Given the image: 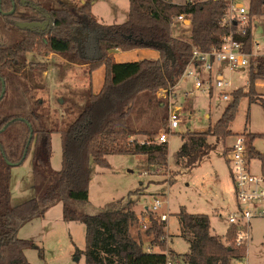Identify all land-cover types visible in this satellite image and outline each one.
I'll use <instances>...</instances> for the list:
<instances>
[{
  "label": "trees",
  "instance_id": "trees-1",
  "mask_svg": "<svg viewBox=\"0 0 264 264\" xmlns=\"http://www.w3.org/2000/svg\"><path fill=\"white\" fill-rule=\"evenodd\" d=\"M93 6L90 0L74 7L59 8L53 6V0H0V16L8 23V31L19 34L11 44L0 43V97L7 71L28 77L29 54H58L70 64L86 66L90 75L101 68L105 73L101 90L98 93H93L91 88L88 90L80 115L61 132L63 160L55 181L39 198L17 206L11 205V170L21 166L33 149L35 181L46 179L53 131L44 126L43 117L35 111L0 120V264H30L25 250L34 244L18 238V232L24 224L44 217L60 202L65 222L85 225L86 264H179L181 260L184 264H232L242 260L247 254V243L237 241L238 228L232 226L227 233L226 239L235 243L228 246L222 238L211 234L210 218L205 214H190L185 210L179 213L182 236L189 243V252L181 256L165 249V223L152 215H149V229L144 232L150 239L151 250L144 249L142 236L135 237L131 232L141 214L135 212L129 200H117L109 209L95 214L84 210L90 206L92 163L108 167V155L131 154L145 155L151 166H167L168 147L156 142L158 131L144 133L134 127L133 115L139 111L138 104L144 98L149 106L161 107L165 110L163 120L167 121L169 103L157 100V93L166 90L173 95L193 59L194 47L207 53L221 47L230 34L243 43L242 51L251 56L248 89H238L231 94L232 101L209 130L182 134L176 164L185 171L199 167L222 140L232 135L230 125L237 116L241 99L249 98L251 103L260 99L253 87L256 81L264 79V56H253L252 28L253 21L264 13V0H249L252 25L245 36L238 33L235 23H224L228 8L225 1L186 0L179 4L175 0H129L125 22L113 25L100 23L93 14ZM180 15L191 19L189 40L173 34V22ZM46 20L49 23L44 31L19 27L22 23ZM82 31L99 34L97 57L87 59L82 55L83 47L77 35ZM87 36L88 32L83 41ZM142 49L156 51L159 58L118 63L114 57L115 51ZM143 133L149 137L148 141L131 140ZM244 137L249 158L258 159L264 170V155L252 145L256 138L264 135ZM209 138H215V143H210ZM229 150L224 153L226 159ZM175 173L177 176L179 172ZM176 176L170 184L176 181ZM155 246L162 250L155 252Z\"/></svg>",
  "mask_w": 264,
  "mask_h": 264
},
{
  "label": "rangeland",
  "instance_id": "rangeland-1",
  "mask_svg": "<svg viewBox=\"0 0 264 264\" xmlns=\"http://www.w3.org/2000/svg\"><path fill=\"white\" fill-rule=\"evenodd\" d=\"M88 0H53L56 8L79 5ZM94 2L93 14L100 23L105 25L124 23L129 9V0H90ZM182 4L186 0H175ZM249 0H237V5L247 6ZM8 23L0 16V43L11 44L19 34L8 31ZM173 34L183 40L190 39V27L185 28L174 21ZM86 40L83 41L85 33ZM79 44L83 47L82 55L91 59L97 57V32L82 31ZM78 37V36H77ZM253 56H264V13L255 19L252 28ZM120 62H134L143 59H158L154 50L142 49L132 52H121L116 57ZM28 77L7 71L5 94L0 102V120L10 115H25L37 112L43 119L51 135V158L48 163L47 177L41 182L34 178V151L31 149L21 166L11 170V205L17 206L28 200L39 198L56 179V173L62 168L63 149L61 132L68 129L80 115L86 103L85 97L91 88L97 93L103 83L104 70L92 75L86 66L70 64L62 56L51 54L43 56L38 53L27 57ZM251 67V65H250ZM250 67L241 71H230L227 64H215L212 76L202 73L200 90L195 89L193 78L181 79L173 91L171 100H167L168 112L181 116L182 122L178 129L170 134L167 121L163 120L165 110L161 107L149 106L144 98L135 112L134 127L137 130L158 131L169 135L168 164L165 167L151 166L145 155L111 154L107 156L108 167H98L92 163V178L89 186L90 206L84 210L87 214H95L101 209H109L117 200H129L133 209L144 217L154 216L150 208L155 199L162 203L159 213H166L165 238L167 251L184 256L189 252V243L182 236L179 213L182 210L190 214H205L210 218L211 234L224 240L226 245H235L227 240L226 235L231 229L230 214L236 212L237 201L234 182L231 178L229 163L224 153L238 136L247 134L264 135V79L256 81L253 91L260 99L254 103L249 98H242L234 122L230 125L232 135L222 140L202 164L185 171L176 164V154L182 145V134L187 132H205L213 127L221 118L225 108L232 101V93L238 89L247 91ZM221 73L226 82H231L229 100H224L223 90L208 86L215 85L216 76ZM158 100V99H157ZM162 101V100H160ZM131 138L138 143L149 140L146 134ZM157 135V137H158ZM215 143V138H209ZM255 150L264 155V137L256 138L253 143ZM261 163L258 159L251 162V171L259 174ZM175 172H179L177 176ZM176 176V181L170 184ZM155 218V216H154ZM86 228L80 222L63 220V205L58 203L50 208L44 217L35 218L24 224L18 238L32 242L34 245L25 250L30 264H86L85 258ZM132 235L141 237L144 232L138 225L132 228ZM247 254L232 264H264V218L250 220L246 231ZM143 239H147L143 237ZM239 236H237V241ZM236 241V240H235ZM150 242L144 240V249ZM161 247L155 246L154 251L160 252ZM179 264H184L181 260Z\"/></svg>",
  "mask_w": 264,
  "mask_h": 264
},
{
  "label": "built area",
  "instance_id": "built-area-1",
  "mask_svg": "<svg viewBox=\"0 0 264 264\" xmlns=\"http://www.w3.org/2000/svg\"><path fill=\"white\" fill-rule=\"evenodd\" d=\"M225 1L228 3L227 14L224 18V23H235L239 29V34L245 36L248 28L252 25V20L249 14V4L247 6L237 5V0H211ZM176 22L183 27L191 26V19L180 15L175 18ZM253 24L255 22L253 21ZM243 43L234 39L230 34L224 38L221 47L212 48L207 53H201L196 47L193 48V59L186 68L183 78H193L195 89L200 90L203 87L201 83L202 73L212 76L215 64H227L230 71H241L249 68L251 64V56L242 51ZM180 79V80H181ZM208 86L223 90L224 100H229V93L225 91L231 90V82H226L221 73L216 76L215 85L210 83ZM173 95L169 91L161 90L157 93L158 100H171ZM182 118L179 114L171 112L168 119V131L173 133L179 128ZM159 145H167L169 135L165 132L160 133L156 138ZM227 160L230 167L231 178L235 186V194L237 201L236 212L230 214L229 222L231 226L237 227L239 232V240L243 241L247 237V229L250 220L254 218H264V170L260 167L259 174H254L251 171V162L249 158L247 146L244 136L236 137V141L229 148ZM162 203L155 199L150 212L155 216V219L161 222L168 221L166 213H159ZM151 224L150 217L140 216L138 221L139 230L146 232ZM172 264V263H168Z\"/></svg>",
  "mask_w": 264,
  "mask_h": 264
},
{
  "label": "water",
  "instance_id": "water-1",
  "mask_svg": "<svg viewBox=\"0 0 264 264\" xmlns=\"http://www.w3.org/2000/svg\"><path fill=\"white\" fill-rule=\"evenodd\" d=\"M13 12H14V9L11 11V13H13ZM46 26H47V24H45V23L42 24V23H36V22H32V23H22V24L19 25L20 29H22V30H25V29L34 30V29H37V28H41L42 30H45L46 29ZM170 57L172 58L171 52H170ZM3 85L5 87V83L4 82H3ZM4 94H5V90H3L2 96L0 97V101L4 97ZM29 127L31 128L30 125H29Z\"/></svg>",
  "mask_w": 264,
  "mask_h": 264
},
{
  "label": "crops",
  "instance_id": "crops-1",
  "mask_svg": "<svg viewBox=\"0 0 264 264\" xmlns=\"http://www.w3.org/2000/svg\"><path fill=\"white\" fill-rule=\"evenodd\" d=\"M119 53H121V51H115L114 52V57H115V59H116V57H117V55L119 54ZM129 53V52H128ZM158 54V53H157ZM158 58H159V54H158ZM116 61L118 62V63H128V62H120L119 60H117L116 59ZM138 61H140V60H138ZM134 62H136V61H134ZM101 69H103V68H101ZM104 70V69H103ZM100 72V69H98V70H96L95 72H93L91 75H92V78L94 77V75L97 73H99ZM104 78H105V73H104ZM103 82H104V79H103ZM102 86H103V83H102ZM102 86H101V88H102ZM101 88H100V90H101ZM99 90V91H100ZM98 91V92H99ZM97 92V93H98ZM136 212V211H135ZM137 213V212H136ZM138 215H140L139 213H137ZM143 237H145V235H142ZM148 239V238H147ZM147 239H144L145 241L147 240ZM147 247H146V250L147 251H150L151 250V245H150V242L146 245ZM159 252V251H158Z\"/></svg>",
  "mask_w": 264,
  "mask_h": 264
},
{
  "label": "flooded vegetation",
  "instance_id": "flooded-vegetation-1",
  "mask_svg": "<svg viewBox=\"0 0 264 264\" xmlns=\"http://www.w3.org/2000/svg\"><path fill=\"white\" fill-rule=\"evenodd\" d=\"M44 23L47 24V26H48V23H49V22H48V20H46V21H44L42 24H44ZM47 26H46V29H47ZM37 29H41V28H37ZM46 29H45V30H46ZM41 30H42V29H41ZM43 31H44V30H43Z\"/></svg>",
  "mask_w": 264,
  "mask_h": 264
}]
</instances>
